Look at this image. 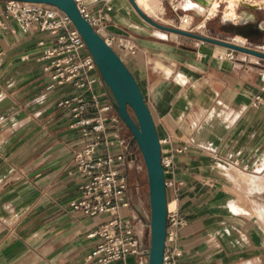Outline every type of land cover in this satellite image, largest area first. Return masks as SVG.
I'll return each instance as SVG.
<instances>
[{
  "label": "crops",
  "instance_id": "0c3cea01",
  "mask_svg": "<svg viewBox=\"0 0 264 264\" xmlns=\"http://www.w3.org/2000/svg\"><path fill=\"white\" fill-rule=\"evenodd\" d=\"M159 1L162 12L141 7L156 21L179 27L187 14L198 33L213 22L196 0ZM83 2L95 14L111 7L100 33L115 39L160 138L171 139L168 207L186 220L178 264H264V107L252 104L263 93L264 59L237 51L229 59L230 49L160 30L129 0ZM4 8L0 1V13ZM247 9L243 19H250L240 25L225 13L220 18L234 38L244 36L247 23L264 30V3ZM44 37L23 33L13 20L0 31V264H92L87 256L99 239L91 234L110 215L85 216L71 206L84 181L73 153L87 137L70 129L69 114L58 106L73 91L44 71L38 46ZM107 88L96 84L98 92ZM120 128L130 135L122 121ZM134 168L125 214L140 217L137 232L148 244L143 179ZM125 264L141 263L131 256Z\"/></svg>",
  "mask_w": 264,
  "mask_h": 264
},
{
  "label": "built area",
  "instance_id": "2783aa9c",
  "mask_svg": "<svg viewBox=\"0 0 264 264\" xmlns=\"http://www.w3.org/2000/svg\"><path fill=\"white\" fill-rule=\"evenodd\" d=\"M75 1L100 33L111 7L107 6L95 14L83 0ZM110 1L105 0V4ZM11 20L27 35L40 33L45 36L38 42L40 58L46 62L44 71L55 85L69 86L73 91L61 99L58 106L69 114L70 129L87 139L73 153L75 168L84 181L80 186V196L71 202V206L85 216L110 215L91 234L99 241L87 256V261L92 264H125L126 259L133 256L144 264L143 260L148 261L150 243L145 244L144 237L137 232L140 217L125 214V210L131 208L127 196L129 171L135 167L137 150L140 149L131 133L129 136L122 134L121 120L115 112L109 89L97 91V82L101 85L104 82L84 39L70 17L52 5L5 1V8L0 13V31L7 29ZM192 21V16L184 14L179 17V27L186 24L188 26L184 29L195 32L191 28ZM105 40L114 48V38ZM117 44L131 51L135 48L125 41ZM227 57L235 59L236 54L230 51ZM262 92L253 100L254 106L264 107V86ZM160 144L166 172L173 164L174 149L170 137L160 138ZM177 152L182 153L183 150ZM185 223V218L177 211H168L163 264H178L179 230Z\"/></svg>",
  "mask_w": 264,
  "mask_h": 264
},
{
  "label": "water",
  "instance_id": "95a60500",
  "mask_svg": "<svg viewBox=\"0 0 264 264\" xmlns=\"http://www.w3.org/2000/svg\"><path fill=\"white\" fill-rule=\"evenodd\" d=\"M0 1L43 3L55 6L70 17L84 39L103 82L112 94L118 116L130 131L143 157L147 171L150 203V246L147 264H163L169 207L166 177L162 163V148L152 112L135 76L118 52L108 44L105 38L82 14L75 0ZM129 1L145 21L160 30L188 36L202 42L216 44L232 51L264 59V51L262 50L156 21L140 8L136 0ZM196 1L204 6L209 7L211 5L209 0Z\"/></svg>",
  "mask_w": 264,
  "mask_h": 264
},
{
  "label": "rangeland",
  "instance_id": "374dc122",
  "mask_svg": "<svg viewBox=\"0 0 264 264\" xmlns=\"http://www.w3.org/2000/svg\"><path fill=\"white\" fill-rule=\"evenodd\" d=\"M261 3H264V0H220V7H219V1L214 0L212 2V5L208 9L209 15H213V16H210L212 17L213 22L209 24L208 30L207 28H204V32H202V34H205L208 36H211L212 34L215 36H221V37L227 38L226 40L228 41H233L235 43H238L244 46H248V47H252V48L264 51V47H259V46H263L264 43L259 42L256 38L259 35L258 31L261 29L259 25L257 26L256 24L253 25L250 23L245 24L244 29H243L244 36L242 35V37L239 36L237 38H234L233 35H231L230 33L231 32L230 29H233V28H230L231 25L227 24L223 28L222 27L223 23L220 22V18L224 17V13H225V17L227 19H232V21H230L231 24L237 23L240 25L242 23H245L249 21L250 19V18L243 19L244 12H247L248 10L247 7L254 6V5H260ZM252 8H256V7H252ZM256 9L259 10L261 8L257 7ZM256 17L259 19L258 14H256ZM233 19H236V20H233ZM249 32L251 33L250 34L251 38H249L248 36H245L246 34H249ZM137 156H138V160H137V163L135 164L134 170H136L137 167L141 169L140 176H142V179H143L142 181L143 188L141 189V194L143 196V199L145 200V205H146V222H145V226L147 228L146 237H147V243H150V228H149L150 203H149L147 171L145 168L143 157L139 150H137ZM146 262H147L146 260H143L144 264H146Z\"/></svg>",
  "mask_w": 264,
  "mask_h": 264
},
{
  "label": "bare ground",
  "instance_id": "6f19581e",
  "mask_svg": "<svg viewBox=\"0 0 264 264\" xmlns=\"http://www.w3.org/2000/svg\"><path fill=\"white\" fill-rule=\"evenodd\" d=\"M137 1V4L140 6V8L142 7L144 10L146 11H150L151 9L154 10L155 12H162L164 10L163 6L161 5L160 1L159 0H136ZM199 3V2H198ZM201 4V3H199ZM152 5V6H151ZM203 6V4H201ZM212 5V3H211ZM210 5V6H211ZM209 6V7H210ZM204 7V6H203ZM208 7V8H209ZM207 8V7H205ZM152 11V12H154ZM145 12V11H144ZM150 14V13H149ZM183 28H186V24H183Z\"/></svg>",
  "mask_w": 264,
  "mask_h": 264
},
{
  "label": "trees",
  "instance_id": "16d2710c",
  "mask_svg": "<svg viewBox=\"0 0 264 264\" xmlns=\"http://www.w3.org/2000/svg\"><path fill=\"white\" fill-rule=\"evenodd\" d=\"M258 36L256 37L257 38V40L259 41V42H263L264 43V30H259L258 31ZM249 38H251V36L249 37ZM134 116V115H133ZM129 131V130H128ZM130 132V131H129Z\"/></svg>",
  "mask_w": 264,
  "mask_h": 264
}]
</instances>
